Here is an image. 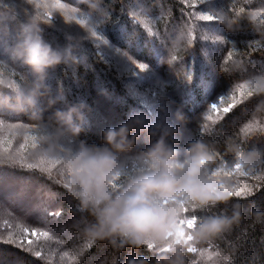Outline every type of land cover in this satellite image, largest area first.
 Returning <instances> with one entry per match:
<instances>
[{
  "label": "trees",
  "instance_id": "obj_1",
  "mask_svg": "<svg viewBox=\"0 0 264 264\" xmlns=\"http://www.w3.org/2000/svg\"><path fill=\"white\" fill-rule=\"evenodd\" d=\"M135 1L136 4L139 2L140 5H143L145 9L154 8L160 5L159 10H163V16H160L158 23H153L155 25L154 27H156L154 28L156 32L152 31L149 33L148 30L143 27L145 21L142 19L141 22H134L131 18L130 14L133 11L134 6H136ZM63 2L79 9L82 8L89 14L93 12L109 13L108 15L110 19L107 24V33L110 39L120 46L129 48L137 58L147 60L148 63L154 65L157 70H160L164 63L166 65V61L169 57L168 53L173 48V43L178 41L177 39L179 36L181 37L182 33L187 31L188 25H195L191 32L192 37H197V39H195L196 45L193 48L195 50L194 53L199 54V57H201L199 48L202 44L205 45L207 52L205 54L202 53V59L200 58L198 60L199 65L204 61L203 58H206L208 62H203L204 69H211L214 73V81L217 79L218 82L217 85L211 86L210 89H201L195 85L196 81H194L191 88L193 89V94L196 96L194 99L195 104L200 105V107L188 111L194 113V115L193 117H189V115L183 116V124L191 129L192 138L190 141L200 139L209 144L216 151V166L221 169V175L215 178L221 179L227 187L229 186V188L233 186L239 188L246 187L252 192V195L247 198L231 197L230 204H239L241 206V217L239 222L234 224L231 230L224 232L217 237L204 241L195 240L199 247L196 257L198 258L202 252L206 255L207 252L210 251L212 253L211 255H213L217 261V263L214 264H264V222L258 221L254 216V213L257 212L264 213V162H261L253 169L257 175L261 176V179H254L251 173L248 176H241L239 173L232 170L230 162L233 161L234 154L228 151L230 142L239 143L240 146L246 150L253 147L262 149V147H264V122H262L259 117H257L255 121L252 119L254 101L238 107L222 121H217L216 115L209 110L210 104L215 101L218 96L227 92L230 87H235L239 83H242L249 75L264 74V29L257 27V24L251 23L248 19L251 13L264 8L262 0H213L215 4L213 10L220 11L221 9H224L229 18L235 21L232 29L227 28L222 22L197 21L190 18L189 13H194L209 7V0H204L203 6L201 5V0H80V2L76 0H63ZM193 4L195 7L191 6ZM93 5H95V9L93 8ZM39 8L40 7L36 2L29 4L27 3V0H3V2L0 3V13L3 15V19H0V28L4 25H8L9 28L12 26H21L29 18L39 17L42 21L41 26L44 28L45 38L56 35L59 38V42L54 39L52 42L54 46L71 44L73 46V53L74 48L77 49V53V45L80 46V44L76 37L78 38L79 36L74 35L73 32L66 31L65 26L60 23L62 22L60 15L55 16V26L50 25L48 18H44V14L47 12H40ZM233 9H235V11H232ZM240 9H243L244 11L240 12ZM13 17H15V19H13ZM146 23H148V25H150L149 28L152 29L153 25L150 24V22ZM166 23L167 26L163 29ZM211 27L216 29L214 34L221 35L228 41V43L200 41L198 37L202 33L212 30ZM49 32L52 33V36ZM79 39L82 40V44H84L82 45V50L87 52L88 48H90L92 56L85 59L84 62H87L85 65L80 61L79 53H74L77 58L75 63L60 65L54 68L53 74H55V76L52 77V82L48 83H52V86L50 87L51 95H49L56 100V103L53 104L52 107H48V113L42 111V124L48 122L52 124V122L49 121V117L52 113L58 110V106L61 103L70 102L67 106L68 108L73 106L76 107L80 100L79 97H88L90 93H92L93 97L97 98V101L103 105L99 93L95 90L97 85L99 86V89L104 90L106 93L111 94L112 92V95L127 91L126 86L124 87L123 84H121L120 78L116 77L115 69H110V66L105 63L104 59H100L101 54H99L98 58L95 48L93 50V44H89L88 47L83 38L79 37ZM182 42L183 44L180 42L179 48L177 47L179 50L178 52L180 56H187L190 54L188 51V54L185 52L188 37L182 39ZM215 50L216 53H212ZM229 53H232L231 58H229ZM0 58L3 59L2 62L11 66V69L14 71L11 76L6 74L0 76L2 80L7 79L9 82H15V80L19 79L21 85L19 86L20 88H25L31 83L32 76L29 74V69L26 66L23 64L20 65V63L16 62L14 63L9 58L1 56ZM216 62L217 70L214 71L212 66H215L214 63ZM237 64L242 65L243 68L246 69V72L242 73L241 71L235 70ZM222 65L224 67H221ZM226 68H231L232 70L226 71ZM72 71H75L77 76L83 75L84 79L80 80L79 83L88 87L87 91H85L86 93L82 96L78 94V98L75 96L77 94L76 81L78 78L76 76V79H74L73 74L71 73ZM60 84L62 86L58 89ZM14 90L15 88L7 82L0 84V95H14ZM61 92L63 93L62 99H57V94ZM44 99L46 100L47 98H42V100ZM115 102L117 103V101ZM105 107H109V104L105 105ZM63 110L66 111V108ZM106 116L107 115L103 113L102 117L106 118ZM208 116H211L212 118L208 119ZM0 118L5 119L6 123H15L18 121L23 122L32 119L29 114L16 112L10 113L9 111H0ZM82 118L77 119L76 122H82ZM248 123H252L251 130L244 127ZM105 126L106 125H104V128ZM202 126H204L203 131H201ZM85 127L86 126H81L82 131L80 132L79 139L86 140L89 143L92 141L95 142V138L88 139V136H85L86 134L90 135L88 132H84L86 130L88 131ZM98 143H101V138L98 140ZM177 144L180 149L185 147V144L181 139L178 140ZM145 146L146 145L143 143L134 144L133 153H140ZM28 148H30V146ZM21 150L22 149L16 148L15 151L21 153L16 155L25 157L26 164H33L35 167L29 169L26 166H21L18 170L25 171L24 174H18L16 175L17 177L10 176L18 179L16 181H18L19 184L14 185V187L10 180L5 179V177L3 178V175L0 174V194L6 200L5 201L2 197L0 198V207L3 208L2 203L6 204L9 198H12V196H9L6 193L7 191L5 189L8 187L16 194L19 192L20 194L23 193L25 196H23L24 198L27 197V194L32 196L31 192L33 189L37 188V186L41 188L44 187L43 190L46 189L57 193L59 199H62L64 196H68L69 198H67L68 200L66 201H59L57 198H51L52 196H50L48 199L50 205H59V207H57L54 212H51V209L47 212L45 211V215L43 214V211L40 210L41 206H38L37 201L35 200L26 204H30V214H14L15 216H11L12 211L14 210V207L12 206H9L6 209L3 208L1 212H7L5 215L9 216L11 221L13 219L20 223L21 229L26 228L27 225L30 227L34 226L42 231H47L52 235L53 238L41 237L39 240V243L41 242L42 244L40 250L41 258L44 254V257L47 256V252L57 251L58 253H66L64 254V264H92V262L88 263V260L93 261L96 259L93 258L91 253L95 252L94 254L100 255L98 251H100L101 248L104 249L107 245L106 242L104 244V240L89 239L86 236L87 226L85 223H83L82 226L77 225L78 228L72 231L73 234L68 243L65 241V237L61 235L59 230H57V225L60 223L62 226L63 224L66 225L69 223L70 220L74 223L80 221L81 218L76 216L77 214L81 217L84 216L81 221L87 223L92 222V216L87 210L81 209L76 196L66 189L65 183L58 180L59 176L55 173L57 172V169H55L57 160L55 158V160H52L51 157H48L50 161H45V159H43L44 156H40L42 157L40 161V159H36L37 157H34L33 154L30 153L29 149L24 151ZM129 151H131V149ZM48 165L53 169H44V167H47ZM11 166L16 167L18 165L0 163V170L2 171ZM14 169L17 170V168ZM243 170L246 171L247 169ZM224 172H232V175L225 176L223 174ZM21 197L22 196H20V198ZM222 209L223 205L217 209L190 210L188 213H184L183 216H190L193 212L196 213L197 216L213 212L219 213ZM49 211L50 213L47 214ZM0 215L3 214L0 213ZM21 229L20 231H23ZM86 247L88 249L84 257L82 259L79 258V251H82ZM115 248L116 246L111 247L108 258L111 259L108 264L119 263L114 260V256H111V253ZM129 250V253L134 257L133 264H138L141 258L146 260L147 264H155L154 261L157 259V254L149 250L147 244L139 248L129 246ZM187 251L188 250L186 249L185 253ZM46 259L50 262L49 256L46 257ZM193 260L194 257L192 260H189L188 258L184 264H192L191 262ZM33 262H35V264H40L38 259H35ZM33 262L28 264H34ZM120 262V264H128V261L126 262L122 257ZM212 262L213 260H210L207 264H212ZM195 264L204 263L199 259Z\"/></svg>",
  "mask_w": 264,
  "mask_h": 264
},
{
  "label": "clouds",
  "instance_id": "obj_2",
  "mask_svg": "<svg viewBox=\"0 0 264 264\" xmlns=\"http://www.w3.org/2000/svg\"><path fill=\"white\" fill-rule=\"evenodd\" d=\"M248 19L258 23L252 16ZM41 22L39 17L25 21L9 48L10 55L30 70L31 83L15 89L14 95H0V111L29 114L36 121L42 118L38 107L42 98H47L49 108L56 103L45 87L48 70L77 60L71 44L54 46L45 39ZM241 67L235 70L241 71ZM243 83L249 90L248 101H254L253 121L259 117L264 122V74L249 75ZM81 117L75 106L52 113V124L39 135L33 156L55 158L62 165L66 188L93 218L86 229L89 239L108 240L116 247L139 248L147 242L158 248L171 245V255L158 254L155 264H183V244H172L169 233L179 229L185 208L223 205L219 213L195 217L191 236L196 241L217 237L239 222L241 206L230 204L231 196L210 175L218 167L217 153L209 144L196 139L183 149L176 148L172 142L175 129L161 119L148 129L153 139L139 153L141 170L129 174L124 157L144 127L142 118L133 115L119 125L101 129V143L97 144L79 139L82 128L75 121ZM176 118L183 119L182 113L177 112ZM228 151L234 154L230 163H239L243 169L264 162V150L259 148L246 150L230 142ZM254 216L264 222V213ZM138 264L147 261L141 258Z\"/></svg>",
  "mask_w": 264,
  "mask_h": 264
},
{
  "label": "rangeland",
  "instance_id": "obj_3",
  "mask_svg": "<svg viewBox=\"0 0 264 264\" xmlns=\"http://www.w3.org/2000/svg\"><path fill=\"white\" fill-rule=\"evenodd\" d=\"M76 1L80 2V0H76ZM35 2L40 7L39 8L40 12L42 11L47 12L46 14H44L45 16L44 18H48L50 25H54L55 16L60 15L61 16L60 19L62 20V22L60 23L63 24V26H65L66 31L73 32L74 35H78L80 38H83L85 44H87L88 47H89V44H93L94 46L93 50L95 48L96 50L95 52H97L98 58H99V54H101L100 59H104L105 63L110 66V69L112 68L115 69L114 71L117 75L116 77L120 78L121 84H123L124 87L126 86L127 91H125L124 93L121 92V93L112 95V92L111 94L106 93L104 90L99 89V86L97 85L95 90L96 92L99 93L100 98L103 101V105L97 101L98 100L97 98L93 97L92 93H90L88 97L86 96H84V98L79 97L80 100L77 103L76 107L82 113L83 118L82 117L81 118L83 119V121L80 123L79 122L77 123L76 121L75 122L79 124L80 126H86L85 128H87L88 131L86 130L84 132L85 133L88 132V134L90 135H87V134L86 135L84 134V135L88 136V139L95 138L96 140L95 143L99 144L98 140L101 138L100 132H101V129L104 128V125H106L105 127L119 125L120 123L128 120L129 117L133 115H139L142 118L143 122L145 120H153L154 119L153 110H155L157 112L164 114L163 119L175 129L174 138L172 140L174 146L180 149V147L177 144L179 139H181L186 146V144L192 138L191 129L188 128L187 125L183 124L184 118L177 119L176 114L177 112H179V113H182V116L189 115V117H193L194 113H190L188 111H191L193 108L196 109V107H200V105L195 104V101H194L196 96L195 94H193V89L191 88L194 81H196L195 85H197L201 89H210L211 86L217 85V82H218L217 79L214 81L213 79L214 73L212 72L211 69L209 68H207V70L204 69V63L208 62L206 58H203L204 63L201 62L202 64L199 65L198 60L200 58L202 59V55H203L202 53L205 54L207 52L205 45L202 44L200 46L199 50L201 52V57H199V54L194 53L195 50L193 48L196 45V40L193 39L191 43H187L186 49H185V52L187 53L188 51L190 54L187 53L188 54L187 56H180L178 52L179 51L178 48H179L180 42L181 44H183V42H182L181 37L179 36V38L177 39L178 41H175L173 43V48L168 53L169 57H168V60L166 61V65L164 63L162 65V68H160V70H157L155 69L156 67L154 65L149 64L147 60H143L142 58H137L133 54V52L129 50V48L120 46L119 44L115 43V41L110 39L107 33V29H108L107 24L110 19L108 15L109 13L107 14V13H102V12H99V13L93 12L89 14L87 11H85L82 8L79 9L70 4L64 3L63 0L60 1L63 7H56L53 3V0H35ZM135 5L136 6H134L133 11H138L140 9H144L145 11H147L148 15L146 17H141V19L145 22H150V24L153 25L152 29L156 28L154 27L155 25L153 23L154 22L158 23L160 16L161 17L163 16V10L162 11L159 10L160 5L154 8H146V9L143 5H140L139 2L136 4V1H135ZM48 13H51V18H49V16L47 15ZM166 26H167V23L165 24L163 29ZM211 28H212V30H210L211 34H214L216 29H213V27ZM16 29L17 31H19L20 25L17 26ZM93 30H95L96 36L92 35ZM152 31H155V29ZM49 34L52 36L51 32H49ZM48 37L45 39L51 43L54 41V39H56L59 42V38L56 35L52 36L54 38L52 37L48 38ZM79 37L78 38L76 37V39L79 42L81 47L76 44L78 47V51L76 53L77 49L74 48V53L76 54L79 53L80 61L83 62V64H85L87 63V62H84L85 59L89 56L91 57L92 54H91L90 48H88L87 52H85V50L84 51L82 50L83 49L82 45L84 44H82V40H80ZM104 40L107 41L106 44H104L103 42ZM9 48L7 52H3L2 50H0V56L9 58L14 63L15 62L20 63L10 55ZM123 53H127V55H124ZM212 53H216V50L213 51ZM173 56L176 57L175 60H172ZM128 57H131L132 59L140 61V62L147 63L150 66V72L149 73H139V70L135 68V66L131 63ZM2 60L3 59L0 58V76H4V74L11 76V74L14 73V71L11 69L12 67L2 62ZM214 64L215 66H212V67H213V70L215 71L217 70V62ZM20 65H22V63H20ZM189 66H191L193 78L189 84L190 90L185 91L184 86L181 84V82L184 79V72L187 70ZM53 71H54V68L48 70L46 80H45V85H46L45 87L50 95H51L50 87L52 86V83L50 84L48 82H52ZM71 73L73 74L74 79H76L77 75L75 74V71H72ZM29 74L32 76L30 70H29ZM77 78H78L76 81L77 94L75 95L76 98H78V94L82 96L84 93H86L85 91H87V88H88L86 85H81L79 83L80 80L84 79L83 75H79L77 76ZM0 81L7 82L12 87L21 86L19 79L15 80V82H12V81L9 82L7 81V79L2 80V78H0ZM97 81H98V78H97ZM61 86L62 85L60 84L58 86V89ZM67 87L69 88L68 85ZM14 88L16 89V87ZM115 101H117V103ZM69 103L70 102L61 103L58 106V110L65 111L63 110L65 108L67 110L68 109L67 106ZM107 104H109V107L106 108L105 105ZM161 105H163V107H161ZM47 110H48V106H47V103H45L42 111H46L48 113ZM10 113H15V112H10ZM103 113L108 116V117L106 116L107 119L102 117ZM9 124L28 125L29 128L27 130L23 128L10 129L7 126ZM50 126L51 124L49 122L46 124H42L41 120L36 121L34 119H28L23 122L18 121L15 123H6V125L3 128H0V139L11 141V144L10 146L8 144H5L3 146L4 148L8 149L7 152H4L2 149H0V156L3 157L5 155L21 154L15 150L16 148L21 149L20 145L25 143L26 135H36L39 137V135L45 130V128L50 127ZM150 127L152 126H149V127L144 126L142 129L139 130V135L135 141V144L143 143L144 145H148L150 143V141L153 139L152 137L149 136V133H148V129ZM93 142L94 141H92L91 143ZM28 144L30 146L31 141H28ZM28 147L26 149H29L30 153L33 154L35 149L33 150L31 147L30 148ZM26 149H22L21 151H24ZM133 150L134 149L132 147L131 151L126 153L124 157L125 164L127 166V170L129 174H135L137 170L141 166H143V162L139 159V153L137 154L133 153ZM16 156L20 157L19 155H16ZM36 159H40L41 161L42 157H37ZM43 159H45V161H50L49 158L46 156H44ZM51 159L55 160L54 158H51ZM55 165H56L55 169H57V172L55 173L59 176L58 180H61L62 183L66 184V175H65L62 165H60L59 163H56ZM20 167H21L20 165L16 167L11 166L10 168L4 169L2 171L0 170V174L3 175V178L5 177V179L10 180L12 182V186L14 187V185L19 184L18 181H16L18 179L14 177L12 178L10 176L24 174L25 171L18 170ZM14 168H17V170ZM44 169L50 170L53 168L48 165L47 167H44ZM215 179L218 181V183H224L219 178H215ZM22 186H26V185H22ZM43 188L44 187L41 188L37 186V188L32 190L31 192L32 196L27 194V197L24 198L25 196L23 195V193L20 194L19 192L16 194L14 191L10 190V188L8 187L7 189H5L7 191L6 193L9 196H12V198L10 197L9 200L6 202V204L2 203V206L5 209L8 208L9 206L14 207V210L12 211L11 216H15L14 214L16 215L17 214L18 215L30 214L31 212V210L29 209L30 204L29 205H26V204L32 202V200H35L37 201V205L41 206L40 210H42L43 214L45 215L48 210L51 209V212H54L57 209V207H59V205H54V204L50 205L49 200H48L50 196H52L51 198H57V200L59 201L60 200L66 201L68 200L67 198H69L68 196H64L62 197V199H59L58 198L59 195L57 193H54L46 189L43 190ZM67 190L71 192L69 189ZM20 196L22 197L20 198ZM1 197L3 198V196L0 194V198ZM3 208L0 207V213L3 214V215H0V227H2L0 228V264H28V263H32L35 259H38L40 264H64L63 260L65 257L64 254H66L65 252H61L63 254L58 253L57 251L47 252V256L44 257L45 255L44 254L42 258L41 257L37 258L35 257L34 252H27L26 250L22 251L20 248L16 246L8 245L4 243V241H6L9 238V236H11L13 240L25 239L24 229H28L29 238L34 240L32 247L40 251L42 244L41 242L39 243V240L41 239V237L37 240L35 237H31L30 233L33 229H36L38 232L42 230L34 226L30 227L28 225L26 226V228L21 229L20 223H18L17 221H14L13 219L11 221V218L5 215L7 212L6 213H4V211L1 212ZM49 213L50 211L47 214ZM76 216H79L81 220L84 217V216L81 217L79 214H77ZM81 220L78 222L76 221L77 224L74 223L72 220H70V222L67 223L66 225L63 224L61 226V223L59 225L56 224L58 226L57 230H59L61 235L65 237L66 239L65 241H67V243L68 241L71 240V237L73 234L72 231L78 228L77 225L82 226L83 223H85L86 226L88 227V225L90 224L87 222H82ZM20 229L23 231H20ZM183 231L185 232V237H186L187 235L192 233L193 229H188L186 226H184ZM50 235L51 234H49V238H53L52 235L51 236ZM176 238L177 237H172L170 239L172 240ZM105 242L107 244L106 247H104V249L101 248L100 251H98L100 255L94 254L95 252L91 253L93 258H95L96 260H93V261L88 260V263L92 262V264H108V262L111 259V258L108 259L109 253L113 245L107 240H104V244ZM181 243L183 244V264L187 261L188 258L189 260H192L193 257H194V260L191 262L192 264L197 263L199 259L204 264H207L208 262H210V260H213L212 264L217 263L215 257L211 255L212 253L210 251L207 252L206 255L202 252L198 258L196 257L199 247H198V243L195 242V240L188 241L187 243H185L184 240L182 239ZM87 247L84 248L82 251H79L80 253L79 258L82 259L84 257L88 249ZM188 247H193L196 249V251L195 252L187 251L185 253V250L188 249ZM129 252H130L129 246L116 247L115 250L111 253V256H114V260L116 262L118 261L119 263H115V262L114 263L120 264L121 263L120 259L122 257V259H125L126 262L128 261V264H129V261H131L133 264L134 257ZM156 254L158 256V253ZM165 255H171V253H166ZM48 256L50 258V262H48L46 259V257ZM33 263L35 264V262Z\"/></svg>",
  "mask_w": 264,
  "mask_h": 264
},
{
  "label": "snow or ice",
  "instance_id": "obj_4",
  "mask_svg": "<svg viewBox=\"0 0 264 264\" xmlns=\"http://www.w3.org/2000/svg\"><path fill=\"white\" fill-rule=\"evenodd\" d=\"M2 2H3V0H0V3H2ZM34 2H35V0H27V3H29V4L34 3ZM53 3L56 7H63L60 0H53ZM262 3H264V0H262ZM203 4H204V0H201V5L203 6ZM191 6L195 7L194 4ZM214 8H215V4H214L213 0H209V7L204 8L203 10L196 11L194 13H189V16L192 20L208 21V22H221V19L223 18V20H224L223 24L226 25L227 28L232 29L235 21L233 19L229 18V16L227 15V13L225 12L224 9H221L220 11H215V10H213ZM232 11H235V9H233ZM239 11L243 12L244 10L240 9ZM47 15L49 16V18H51V13H48ZM147 15H148V13L144 9H140L138 11H132L130 14V16L134 20V22H141V17H146ZM250 16H252L253 18H255L257 20V22H258L257 27L264 29V8L259 9L257 12L251 13ZM0 19H3L2 13H0ZM13 19H15V17H13ZM143 27L145 29H147L149 33L152 32V29L149 28L148 23H146V22L143 23ZM193 27H195L194 24H189L187 27V31L185 33H182L181 39L188 37V43H191L193 39H197V37L191 36V32H192ZM17 33H18V31H17L15 26H12L11 28H9L8 25H4L2 28H0V50H2L3 52H7L8 48L10 47L12 42L14 41ZM92 35L96 36L95 30H93ZM198 39L200 41H213V42H217V43H228V41L224 37H222L221 35L211 34V31L202 33L198 37ZM103 42H104V44L107 43L106 40H104ZM55 46H60V45H55ZM123 54L127 55V53H123ZM231 56H232V53H229V58H231ZM128 59L135 66V68L139 70V73H149L150 72V66L147 63L134 60L131 57H128ZM175 59H176V57L173 56L172 60H175ZM237 66H242V65L237 64L236 67ZM221 67H224V66L222 65ZM225 70L231 71L232 69L226 68ZM241 72L242 73L246 72V69L243 68V66L241 67ZM52 75H53V77L55 76V74H52ZM192 78H193L192 69H191V66H189L187 68V70L184 72V79L181 82V84L184 86L185 91L190 90L189 84L192 81ZM14 87H16V89L19 88L17 86H14ZM248 91L249 90H248L247 86H245V84L243 82L239 83L235 87H230L227 92L218 96L217 99L210 104L209 110L216 115L217 121H222L226 116L231 114L235 109H237L238 107H240L242 105H246L249 102L248 101ZM62 97H63L62 92L58 93L56 96L57 99H62ZM45 103H46V101H44V100L40 101L38 107L42 110ZM161 107H163V105H161ZM163 115L164 114L153 110L154 119L153 120H145L144 126L145 127L153 126L156 123V121L163 119ZM207 118L211 119L212 117L208 116ZM5 125H6V120L3 118H0V128H3ZM7 126L10 129H12V128H15V129L23 128V129L27 130L29 128L28 125H19V124H9ZM244 127L248 130H251L252 123H248ZM203 130H204V126H202V128H201V131H203ZM37 139H38V136H36V135H26L25 136V143L21 144L20 148L26 149L29 146L28 141H31L30 147L32 149H34L36 147ZM5 144H8L10 146L11 141L0 139V149H2L4 152H7L8 149L3 147ZM262 150H264V147H262ZM0 163L20 165L22 167L26 166L29 169L35 167V165H33V164H26L25 157L20 156L18 158L15 155H5L3 157H0ZM57 163H59V161H57ZM231 167H232V170L234 172L239 173L241 176H248L251 173L252 177L254 179H257V180L261 179V176L257 175L256 172L253 171V169H248L245 171V170H243L242 166L239 163L233 162L231 164ZM139 170H141V169H138L137 171H139ZM223 174L225 176H230V175H232V172H224ZM210 175L215 176V177L220 176L221 175V169L220 168L214 169L213 171L210 172ZM219 186H220L221 190L227 192L231 197L235 196V197L247 198V197L252 195L251 190L246 188V187L245 188H239V187L233 186V187L229 188V187H226L224 183H219ZM181 204H183V201H181ZM189 211H190L189 209L185 208V213H188ZM196 216H197L196 213L193 212L190 216L184 217V219H182L180 221L179 229L175 233H169V236L171 238L177 237L176 239H172V244L180 243L182 239L184 240L185 243L193 240L191 234H189L185 237V232L183 231V227L186 226L188 229H194L196 226V219H195ZM24 232H25V239L13 240L11 238V236H9V238L6 241H4V243H6L8 245L16 246V247L20 248L22 251L26 250L27 252H34L35 257H37V258L41 257V252L39 250H37L36 248L32 247L34 240L29 238L28 229H24ZM30 236L35 237L38 240L40 237L48 238L49 233L47 231L38 232L36 229H33L30 233ZM146 244H147V248L149 250L156 252L158 254H161V255H165L166 253H170L172 251L171 245L166 246V247H162V248H158L155 244H153L151 242H147ZM187 250L189 252H195L196 251V249L193 247H188ZM182 259H183V257H182ZM129 264H132V262L129 261Z\"/></svg>",
  "mask_w": 264,
  "mask_h": 264
}]
</instances>
